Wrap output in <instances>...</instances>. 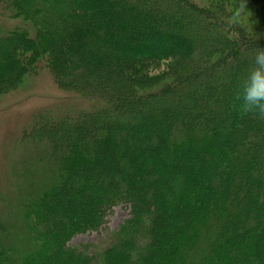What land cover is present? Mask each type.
<instances>
[{
    "label": "trees",
    "instance_id": "16d2710c",
    "mask_svg": "<svg viewBox=\"0 0 264 264\" xmlns=\"http://www.w3.org/2000/svg\"><path fill=\"white\" fill-rule=\"evenodd\" d=\"M2 6L26 27L0 28V96L42 64L94 106L31 131L0 208V264H264V119L240 98L264 0ZM120 205L130 218L110 246H69Z\"/></svg>",
    "mask_w": 264,
    "mask_h": 264
},
{
    "label": "rangeland",
    "instance_id": "374dc122",
    "mask_svg": "<svg viewBox=\"0 0 264 264\" xmlns=\"http://www.w3.org/2000/svg\"><path fill=\"white\" fill-rule=\"evenodd\" d=\"M192 1L203 4L205 0ZM2 9L0 28L3 31L26 27L19 20L7 19L2 15ZM169 66L170 61H166L153 65L150 70L162 74ZM93 106L92 100L59 88L52 73L42 64L16 90L0 96V208H8L4 200L14 198L15 180L22 179L20 171L27 167L24 163L35 155L37 146L31 143V131L39 130L40 125L47 121L90 112ZM129 218V206H117L110 211L107 223L101 229L75 236L69 246L78 249L89 247L92 253L104 250L112 243L113 233Z\"/></svg>",
    "mask_w": 264,
    "mask_h": 264
},
{
    "label": "clouds",
    "instance_id": "9594fccd",
    "mask_svg": "<svg viewBox=\"0 0 264 264\" xmlns=\"http://www.w3.org/2000/svg\"><path fill=\"white\" fill-rule=\"evenodd\" d=\"M242 110L264 119V48H257L241 94Z\"/></svg>",
    "mask_w": 264,
    "mask_h": 264
}]
</instances>
